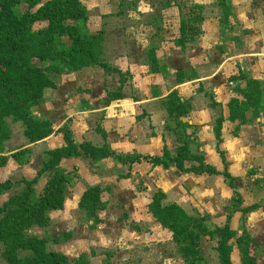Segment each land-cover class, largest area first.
Masks as SVG:
<instances>
[{"label": "trees", "instance_id": "obj_1", "mask_svg": "<svg viewBox=\"0 0 264 264\" xmlns=\"http://www.w3.org/2000/svg\"><path fill=\"white\" fill-rule=\"evenodd\" d=\"M20 1L0 0V149H3L4 143L11 137L9 121L22 123L23 134L30 143L43 141L54 133L52 122L35 117L32 109L44 103L47 89L57 88L56 76L94 66L101 67L106 73L112 72V68L103 59V33L84 36L78 27L67 24L70 21H87L88 11L82 0H48L34 12L25 13L22 17L14 11ZM221 1L226 7L224 0ZM34 7V4L30 5L31 9ZM200 9V6L193 5L188 16L182 17L179 37L174 40L180 48L194 42L201 34V28L196 25L201 21ZM41 24L43 27L36 29ZM58 37L70 40V46L59 49ZM149 56L152 70L158 72L159 61L155 51L151 50ZM35 59L40 62L49 61L50 64L46 67L36 66L33 64ZM120 74L122 75L119 71ZM183 76V72L177 74L178 82ZM239 78L246 80V89L240 90L246 100L232 99L229 102V120L239 119L244 124L247 121V112L260 108L258 106L264 91L259 81L243 75ZM121 98L119 91L108 93V102ZM213 104L215 105L214 102ZM163 106L169 114L167 129L174 134L178 143L174 155L165 148L161 156L123 157L107 145L96 147L90 142L78 144L72 130L66 125L58 129L57 132L63 135L64 146L45 152V160L38 176L34 180L22 181L26 187L0 206V243L5 248L2 257L8 264H92L90 257L86 255L71 262L62 253L49 252L45 238L26 233L36 227L47 228L58 220L65 208L69 191L80 178L77 169L67 171L60 166L62 160L71 158L90 159L93 163L112 158L129 166L147 162L153 167L177 168L185 174L222 175L233 191L230 213L223 226L210 228L209 215H190L176 203L163 205V192L152 197L147 207L148 212L162 228L172 232L183 264H201L204 261L201 241L205 237L214 242L213 248L219 254L220 264H232L231 254L235 247L239 250L242 264H256V258L251 254L255 241L246 232L238 236L230 227L233 215L241 210L242 204L241 195L234 183L235 178L227 170L218 171L207 163L204 155L197 152L198 128L183 120L190 112V103L182 100L177 92H173L163 102ZM223 120L224 118H219L214 129L219 141ZM27 152L28 149H22L11 157L24 165L29 162L22 157ZM220 155L224 157L222 152ZM8 160L9 156L4 150L0 151V167L6 166ZM47 172H53V176L38 194L34 186L41 175ZM11 186L9 181L0 183V194ZM107 192V187L91 186L83 193L78 204L94 227L104 222L101 213L108 207ZM255 208V205L245 208L244 215ZM70 237L71 233H67L63 238L53 241L61 242ZM20 250L29 251L31 255L22 258L18 254Z\"/></svg>", "mask_w": 264, "mask_h": 264}, {"label": "crops", "instance_id": "obj_2", "mask_svg": "<svg viewBox=\"0 0 264 264\" xmlns=\"http://www.w3.org/2000/svg\"><path fill=\"white\" fill-rule=\"evenodd\" d=\"M224 3L226 7H224L221 0H189L186 3L191 7L193 5L201 7V21L196 23V25L201 28V34L196 37L194 42L186 44L184 48H180L174 42L177 48L175 50H179L177 52L182 54L176 57L175 62L182 64V66L180 69H173L167 76V81L170 86L166 89L164 94L162 96H150L148 94L149 97H145L146 90H144V88L148 86L145 87L142 84L140 98L133 103H137V106H142L141 110H143L141 114L136 116L137 121L135 124L140 125L144 120H148L151 124L150 131H144L140 134L137 130L133 131L132 135L136 138H134L133 141L131 139L128 141L129 129L125 131V134L128 133V135L119 137L113 133L115 129H112V126H110L109 129L106 127L98 131L99 133L94 132L97 128H94L93 123H91L90 120L92 118L99 117L100 113L106 118L108 115H111V113L118 112L113 111L114 109L112 110L113 106L117 104L116 102L122 103L125 101V104H128V100L125 99L126 97L123 95L122 86H124L130 78L127 81H123L121 80L122 77L118 78L120 89L117 90L121 93L122 98L113 102H108V93L117 91L105 90L107 79L110 78L111 75L113 76L114 73H117V71L122 72L124 70V66H112L108 61L106 63L112 68V72L110 73H106L105 70L99 66L83 68L86 72L92 71V74L97 73L101 75L102 83L101 85H99V83L98 85L96 84V88L102 86L103 97H101V100L96 101L95 92L92 90L89 101L93 109L91 108L89 111L81 110L79 114L85 113L86 115H84L85 117L75 116L71 130L78 144L90 142L96 147L107 145L110 149L123 157L138 155L161 156L165 148L174 155L178 148V143L174 134L167 129L169 114L164 108L163 102L171 93L177 92L182 100L188 101L191 105L188 116L183 118V120L198 128L196 140L199 143V149L197 152L204 155L207 163L216 167L218 171L223 172L227 170L235 178L234 183L241 195L242 204L240 207L241 210L236 212L232 217L230 223L231 229L237 232L238 236L241 235L242 232H246L250 238L255 241L256 244L251 248V254L255 256L256 264H264V94L258 106L260 108L258 110H256L257 108L249 110L246 114L247 121L244 124H242L239 119L230 121L228 110V104L232 99H238L239 101L246 100L242 92H240V90L246 89V80L241 78L238 79L241 75L259 81L264 91V0H224ZM170 4H174V2ZM226 9H228V11L230 10L235 19L234 23H227L228 30H224V27L220 23V15L223 14ZM180 22L181 18L179 17L178 29L180 27ZM126 51V54L124 53L125 58L120 59H123L125 63L128 60V65L132 66V64H134L135 66V64L138 63L137 60L133 59L130 54H127L130 51L129 48ZM132 54H134V52ZM162 67L165 68L164 65H161V67L158 65V72L152 70L151 64L148 67L149 69L146 67L143 72L147 73L150 71L151 73L148 74V76L145 75L144 79L146 80L142 81L147 82L144 84H151L150 78H156V76L160 74ZM114 69H117V71ZM182 72L184 76L182 80L178 82L177 74ZM165 88L166 86L164 84L163 91ZM208 92L209 94H207ZM152 95H154L153 92ZM157 101L162 105L161 109L158 111H149L148 109H155V102ZM144 109H147V111H144ZM217 109H220V113L223 112L222 115H217ZM254 110L257 114H253ZM70 116L71 115H69V117ZM157 117H161L162 126H160V124L156 125L154 122ZM221 117L224 118V120L221 125V141H219L216 138L214 129L218 125L217 120ZM40 119L50 120L51 118L42 117ZM115 120H118V117H116ZM52 124L54 133L43 141L30 143L22 132L20 142L12 143L11 139L3 147L4 153L9 156V160L6 166L0 167V183L9 181L12 183V186L0 194V206L11 196L19 194L24 189L25 184H23L22 181L34 180L38 176V172L42 168L45 160V152L64 146L65 142L63 135L61 133H56L62 125L56 128L53 122ZM151 127L154 128V131ZM77 128L79 129L78 131L81 130L78 135L79 138L77 136ZM119 130L122 129L119 128L118 131ZM16 147H21L19 151L28 149L29 152H31L30 160L27 164L21 165L11 157L12 154L17 152V150H14ZM10 150H12V152H9ZM220 152L223 153L224 157L220 155ZM207 153L212 155L216 154L220 159V163H214V165L209 160ZM82 162H86L89 166V171H87V173L91 172V168L96 169L93 173L95 175H93L92 178L96 176L98 178V175L99 178L94 181V184L83 185L80 196L77 198V205L87 188L97 185L108 188L107 197L109 203L105 211L106 213L108 211L110 212L112 208L116 209L115 203L118 197L114 195L113 198L112 192L117 191V189L119 190V186H121V197L126 196L128 190L130 195H137L138 199H141V202H143V199L147 195V191L137 190L131 183L132 179L138 178L137 180L140 179L144 183V186L148 187V192H151L149 200L145 204L147 213L149 214L147 215L154 220V224L157 225L155 228L161 231L165 230L171 234V241L175 246L176 244L173 241L172 232L162 228L148 212L147 207L152 197L158 192H163L165 194V199L162 202L163 205L176 203L188 214H194H191L183 206L181 203L183 202L182 199L165 203L168 198V191L165 187L167 183L164 182L162 178H167L171 175L177 183L176 186L180 185V180L187 182L194 178H203V180L211 183L208 184L210 186L207 187L209 190H206V198L207 202H209V209L212 208L214 213L209 211V214H203L210 216V228L213 226H223L230 213L229 209L232 205L233 191L227 185L222 175L185 174L177 168L164 169L161 166L153 167L147 162L136 163L129 166L112 158L104 159L97 163H93L90 159L85 158L64 159L60 164L62 168L67 171L77 169L80 178L76 186L83 180H86V174L82 172ZM68 164H70V166ZM83 166L85 165L83 164ZM254 166L257 168L256 172L254 174L252 172L249 173V168H253ZM219 167L223 169L221 170ZM52 176L53 172H47L41 175L34 186L38 194ZM210 178L220 180L221 183L219 187L216 186V184L214 185L213 179ZM17 185H23V189L13 193ZM124 185L126 189H128L126 191H121ZM223 187L229 189V201L226 205H223V207L220 206L218 209L216 199L218 198V191L224 190ZM189 189H191V187ZM6 196H8L7 199ZM252 205H255L256 208L247 215H244L243 210ZM142 206H144V204ZM210 214H212V216ZM103 219L104 222L100 225H104L105 227L108 226L109 220H107V217L105 219L104 216ZM40 229L41 228L36 227L27 231L28 234L36 235L38 231L40 232ZM58 237L59 236L53 238ZM213 245L214 242L209 237L202 239L201 248L204 261L201 264H220L219 254L213 248ZM210 251H213L214 254H210ZM62 254L67 256L65 253ZM231 261L232 264H242L239 250L236 247L231 254ZM181 264H183V262Z\"/></svg>", "mask_w": 264, "mask_h": 264}, {"label": "rangeland", "instance_id": "obj_3", "mask_svg": "<svg viewBox=\"0 0 264 264\" xmlns=\"http://www.w3.org/2000/svg\"><path fill=\"white\" fill-rule=\"evenodd\" d=\"M45 1L48 0H21L20 4L14 8V11L18 16L22 17L25 13L34 12L39 5ZM188 1L189 0H82L83 6L88 11L87 21H70L67 24L69 26L78 27L81 30V34L84 36L103 33L104 61H108L112 66H124V72L122 71V75H120L121 77L123 76L122 78L125 81L130 78V80L122 86V92L124 97H126L125 99L128 100V104H125V101L122 103L116 102L117 104L113 106L112 110L114 109L113 111L118 112H113L106 118L103 117L101 113L99 117H94L91 120L88 118L91 123H93L94 128H97L94 132L101 131L106 127L109 129L110 126H112V129H115L113 133L118 137L126 136L129 133L128 141L129 139L133 141L135 138L132 135L133 131L137 130L139 134L144 131H150L151 124L148 120H144L140 125L135 124L137 121L136 116L141 114L143 110H141L142 106H137V103H133L140 98L143 85L145 87L148 86L144 88L147 92H145V97H149V95L162 96L170 86L167 81V76L173 69L177 70L181 68L182 64L175 62L176 57L182 54L177 52L179 50H175L177 48L175 47L174 39H177L180 34L178 29L179 17L182 19V17L186 18L188 16L189 8L191 7L186 4ZM171 2H174V4H170ZM31 4H34L36 8L34 7L31 9ZM220 17V23L224 27V30H228V22H235L232 13L230 10L228 11V9H226ZM42 27V24L37 25L36 29ZM57 42L59 49H63V47L67 49L71 44V41L65 37H58ZM126 48L130 49L127 54H130L133 59L137 60V66L136 64L135 66L134 64L130 66L127 64L128 60L125 63L123 59H120L125 58L127 52ZM151 50L155 51L157 59L159 63H161L159 66L161 67V65H164L165 68L162 67L160 74L156 76V78H150L151 84H144L147 82L142 81L146 80L144 79L145 75L148 76V74L151 73L150 71L147 73L143 72L146 67L148 68L151 64L149 56ZM133 52L134 54H132ZM33 64L46 67L50 62H40L35 59ZM114 70L117 71V69ZM120 75L119 71H117V73H114L113 76L111 75V77L107 79L105 85L106 91H117L120 89L118 85V78H121ZM55 82L57 88L47 89L45 91L44 103L33 108L32 113L37 118H51L50 120L54 123V126L56 125V128L67 121L61 127L66 125L71 129L75 116L81 117L86 115L85 113H81L80 115L79 112L81 110H91L92 106L89 101V96L92 94V90L95 92L96 101L101 100V97H103L102 86L96 88V84L98 85L99 83V85H101L102 83L101 75L97 73L92 74V71L86 72V70L83 69L56 76ZM164 84L166 88L163 91ZM152 92L154 95H152ZM207 94H209V92ZM161 107L162 105L157 101L155 102V109L151 108L148 110L158 111ZM217 110V115H222L223 112L220 113V109ZM144 111H147V109H144ZM253 114H257V112L254 110ZM69 115L71 116L69 117ZM116 117H118V120H115ZM155 120L154 122L156 125L160 124V126H162L161 117H157ZM9 126L13 135L11 133L12 137H10L8 141L12 139V143L20 142V137L23 132L22 124L9 121ZM119 128L122 130L118 131ZM127 129H129V131L125 134ZM151 129L154 131L153 127H151ZM76 130L78 131L79 129L77 128ZM80 131H78L77 136ZM56 133L58 134L59 132L56 131ZM8 141L4 143V146ZM19 148L21 147H16L14 149L17 150L16 153L20 152ZM2 150L1 147L0 151ZM9 152H12V150ZM30 154L31 152H27L22 157L30 160ZM207 155L213 164L220 163V159L216 154L212 155L207 153ZM83 164L85 166H83ZM68 165L70 166V164ZM219 168L221 170L223 169L222 167ZM256 169V166L249 168V173L252 172L254 174ZM87 171H89L88 164L82 162V172L89 176L85 175L86 180H83V183L81 182L77 186L76 183L71 188L67 195L65 210L59 215L54 225L52 224L47 228H41L40 232L38 231L36 234L48 241L47 250L49 252L65 253L71 262L77 260L81 255H86L90 257L92 264L182 263L177 248L171 241V234L165 230L161 231L155 228L157 225L154 224V220L148 216L149 214L147 213L145 204L149 200L151 192H148V187H145L140 179L137 180L138 178L132 179L131 183L137 190L147 191V195L143 199V202H141V199H138L137 195H130L125 185L121 188V191L127 190V195L121 197V186H119V190L117 189V191L112 192L113 198L114 195L118 197V200L115 199L116 209L112 208L110 212L101 213L102 217L105 216V219L107 217V220H109L108 226L98 225L94 227L92 224L93 222L87 218L86 213L81 211L77 205V198L80 196L83 185L94 184V181L99 178V175L98 178L97 176L92 178V176L95 175L93 173L96 169L91 168L90 173H87ZM210 179H213V184L219 187L221 183L220 180L216 178ZM162 180L167 183L165 187L168 191V198L165 203L182 199L183 202L181 203L191 214L203 215L209 214V211L214 213L212 208L209 209V202H207L206 198V190H209L207 187L210 186L208 185L211 184L210 182L203 180V178H194L191 180L192 182H183L180 180V185L176 186L177 183L171 175L167 178H162ZM189 186L191 189H189ZM21 189H23V185H17L13 193ZM223 189L222 191H218V198L216 199L218 209L220 206L223 207V205H226L229 201V189L224 187ZM7 198L8 196H6V199ZM143 204L145 207L142 206ZM210 215L212 216V214ZM26 233H28V231ZM67 233H71V237L68 238V240L64 239L65 241L61 242L53 241V239H56L53 237L59 236L58 238L61 239ZM4 249L3 244L0 243V264H8L2 257ZM18 254L22 258L31 255L29 251L23 250H20ZM210 254H214V252L210 251Z\"/></svg>", "mask_w": 264, "mask_h": 264}]
</instances>
